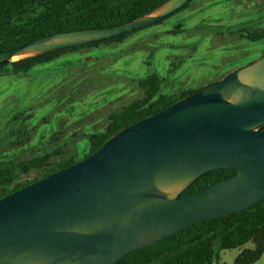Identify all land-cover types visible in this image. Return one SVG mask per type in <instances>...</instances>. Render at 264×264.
Returning a JSON list of instances; mask_svg holds the SVG:
<instances>
[{
	"label": "water",
	"instance_id": "1",
	"mask_svg": "<svg viewBox=\"0 0 264 264\" xmlns=\"http://www.w3.org/2000/svg\"><path fill=\"white\" fill-rule=\"evenodd\" d=\"M191 1L168 0L156 16L154 11L0 52V67L19 54L42 55L140 31ZM263 128L264 55L132 124L86 159L1 199L0 264H118L188 227L260 204ZM215 170L236 173L182 197Z\"/></svg>",
	"mask_w": 264,
	"mask_h": 264
},
{
	"label": "rangeland",
	"instance_id": "2",
	"mask_svg": "<svg viewBox=\"0 0 264 264\" xmlns=\"http://www.w3.org/2000/svg\"><path fill=\"white\" fill-rule=\"evenodd\" d=\"M261 28L264 0H192L186 10L121 43L82 48L27 74L0 76V162L60 149L53 163L86 159L89 137L104 132L114 113L144 97L139 80L158 75L164 95L203 88L264 55L263 41L240 33ZM240 254V249L225 250L220 264H235ZM261 259L255 264H264Z\"/></svg>",
	"mask_w": 264,
	"mask_h": 264
},
{
	"label": "trees",
	"instance_id": "3",
	"mask_svg": "<svg viewBox=\"0 0 264 264\" xmlns=\"http://www.w3.org/2000/svg\"><path fill=\"white\" fill-rule=\"evenodd\" d=\"M167 1L0 0V52L59 33L134 21L153 13ZM190 4L181 11L189 8ZM137 32L17 60L0 67V76L27 74L37 66L53 62L66 53L82 48L121 43ZM240 33L249 41L264 42V28L241 30ZM138 84L144 90V97L122 111L114 113L104 132L89 137L90 155L102 148L111 137L132 124L157 114L202 89H184L173 95H164L161 94L164 80L156 74L139 80ZM19 116L14 119L18 120ZM262 130L264 131V128ZM61 151L60 149L28 160L0 162V200L78 162L74 157H69L53 163L52 159L61 155ZM34 171L40 172L38 177L32 181H21ZM235 173L236 171L227 170L207 173L192 184L182 197L197 193ZM248 244H252L253 247L243 250L236 258L235 264H255L264 256V201L243 212L188 227L150 247L131 253L118 264H220L222 251L240 249Z\"/></svg>",
	"mask_w": 264,
	"mask_h": 264
},
{
	"label": "bare ground",
	"instance_id": "4",
	"mask_svg": "<svg viewBox=\"0 0 264 264\" xmlns=\"http://www.w3.org/2000/svg\"><path fill=\"white\" fill-rule=\"evenodd\" d=\"M161 12H162V9L156 11V12L153 13L151 16H156V15L160 14ZM33 55H34V53L19 54V55H16V56L13 58V60H14V61H17V60H21V59H24V58L31 57V56H33ZM243 81L246 82L247 80H246V79H243ZM176 192H177V190H171V191H169L168 193H169L171 196H173L174 194H176Z\"/></svg>",
	"mask_w": 264,
	"mask_h": 264
},
{
	"label": "crops",
	"instance_id": "5",
	"mask_svg": "<svg viewBox=\"0 0 264 264\" xmlns=\"http://www.w3.org/2000/svg\"><path fill=\"white\" fill-rule=\"evenodd\" d=\"M248 245H250V244H248ZM248 245H247V246H248ZM247 246H245V247H243V248H240V253H242L243 250H245L246 248H252V247H247ZM222 252H223V251H222ZM222 252H221V253H222ZM220 256H221V255H220ZM263 258H264V256H263ZM263 258H262V259H263ZM262 259H261V260H262Z\"/></svg>",
	"mask_w": 264,
	"mask_h": 264
}]
</instances>
